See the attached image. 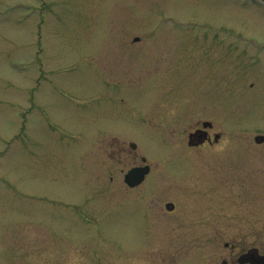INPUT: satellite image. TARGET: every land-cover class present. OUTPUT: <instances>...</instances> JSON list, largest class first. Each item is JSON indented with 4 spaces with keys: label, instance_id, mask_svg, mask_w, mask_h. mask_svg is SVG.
I'll return each instance as SVG.
<instances>
[{
    "label": "rangeland",
    "instance_id": "rangeland-1",
    "mask_svg": "<svg viewBox=\"0 0 264 264\" xmlns=\"http://www.w3.org/2000/svg\"><path fill=\"white\" fill-rule=\"evenodd\" d=\"M203 106L205 115L192 112ZM202 117L221 122L237 157L228 166L252 183L237 222L229 213L217 229L218 246L238 234L264 251V142H253L264 137V3L0 0V264H126L120 226L82 222L75 208L87 192L101 189L93 204L102 189H120L142 157L158 188L175 156L174 173L201 178L199 187L217 168L180 146L183 125ZM197 240L185 264H205ZM161 247L139 242L140 264H155ZM212 255L222 257L206 250V264Z\"/></svg>",
    "mask_w": 264,
    "mask_h": 264
},
{
    "label": "flooded vegetation",
    "instance_id": "flooded-vegetation-1",
    "mask_svg": "<svg viewBox=\"0 0 264 264\" xmlns=\"http://www.w3.org/2000/svg\"><path fill=\"white\" fill-rule=\"evenodd\" d=\"M177 104V102L173 103V105ZM193 111L203 112L204 115L207 112L204 106L201 109L194 108ZM187 112L179 115L181 120L186 115H190ZM176 121H178V117ZM183 126L187 130H183L187 133V146L181 145L180 147L200 148L201 150H196L194 162L206 164L208 169H211L213 162L217 168L216 172H211L207 175L208 178L199 182V187H196V181L201 178H197L194 182L192 174L174 173L176 169L179 170L181 165V161L175 156L171 159L177 161H172L169 165L172 173L166 179L167 188H158L157 181L162 179L157 178L149 180L144 178L140 183L128 186L123 180V173L119 184L120 189H102V194L106 197L102 201L95 202L93 199L92 204L94 194L101 192V189L92 190V195L87 192L83 196L84 204H81L79 208L76 207L80 220L82 222L86 220L97 226L119 225L122 230V241L130 246L129 250H126L125 247L123 249L124 256L128 259L126 264L141 263L137 246L142 240L148 243L160 242L162 247L158 250L156 258H153L155 264L160 262V264H173L177 259H181L178 264H183V262L185 264L187 259L184 258L190 255L191 237L195 235L198 240L194 243L200 245L194 258H204L205 264L206 250L219 251L222 256L218 260L214 259L215 257L212 255L207 264H264L259 262L264 251L255 247L251 240L242 245L239 242L238 234L232 238L234 241L225 240L222 243L223 248L218 246L220 241L217 229L227 222L230 217L229 213L237 222L239 213H242L241 210H238V198L239 196H249V191L252 189L248 175H239L233 167L228 166L229 164L237 166V157H228V153L230 154L235 148L221 141L223 136L221 122L214 123L212 120L202 117ZM253 142L262 144L264 141ZM223 145L226 146L223 147ZM201 151H203L202 156L199 153ZM224 157L232 160L222 163ZM205 177L206 174L203 178ZM104 181H113V175H108ZM185 181L191 188L188 185V189H185ZM143 185L145 187H142ZM117 191H119L118 195H116ZM102 194L99 195L102 196ZM108 197L114 198L112 204L106 205L105 201ZM116 197L118 199H115ZM226 202H230V204ZM235 221L229 224L237 226ZM209 229H215V236L208 237L213 242L207 246L205 242ZM152 230H159L161 234L157 236ZM158 247L160 246L158 245Z\"/></svg>",
    "mask_w": 264,
    "mask_h": 264
},
{
    "label": "water",
    "instance_id": "water-1",
    "mask_svg": "<svg viewBox=\"0 0 264 264\" xmlns=\"http://www.w3.org/2000/svg\"><path fill=\"white\" fill-rule=\"evenodd\" d=\"M147 171V166L132 167L126 173V181L130 184L137 183L143 178L144 173H146Z\"/></svg>",
    "mask_w": 264,
    "mask_h": 264
}]
</instances>
